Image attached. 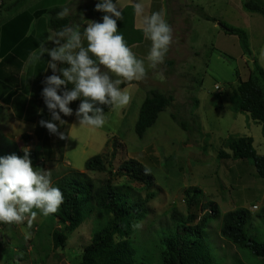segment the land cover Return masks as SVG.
I'll return each instance as SVG.
<instances>
[{
	"label": "rangeland",
	"instance_id": "374dc122",
	"mask_svg": "<svg viewBox=\"0 0 264 264\" xmlns=\"http://www.w3.org/2000/svg\"><path fill=\"white\" fill-rule=\"evenodd\" d=\"M12 1L7 0L6 4ZM125 1L118 2V7ZM129 1L133 3V0ZM242 1H148L150 7L146 8V14L162 12L173 29V41L164 64L156 69L148 68L146 79L135 82L136 86L128 89L131 101L126 107L105 113L107 122L103 128L79 126L75 116L77 101L72 102L69 107L73 109V115L65 117L61 114L66 123L59 125L57 122L60 131L66 135L64 140L49 134L46 128L40 135H33V139L22 140V135L33 133L39 120H51L50 114L42 111V107H47L41 93L45 86L43 81L52 75V71L48 69L50 57L47 54L35 61L30 54L20 53L21 48L26 49L23 41L15 46L23 36L27 22L19 15L26 9L32 13L41 8H68V16H72L68 25L79 26L83 33L88 21L102 22L104 13L95 11L99 0H21L23 8L16 11L15 7L6 11L3 6L0 40L3 46L8 45L1 52L5 57L0 65V157L11 154L22 157L24 154H19L18 150L28 148L37 154L36 159L30 157L33 167L50 171L52 182L73 169L85 172L94 180L107 178L108 174L84 170L85 161L99 154L109 161L111 171L129 159L142 164L154 182L148 191L154 196L145 207V218L136 224L140 227H134L132 231L134 255L142 264L148 263L141 256L147 255L153 244L150 237L158 239L161 230L175 228L172 222L169 223L172 211L186 215L184 190L190 187L199 189L195 200L199 205L213 201L221 211L220 216L236 208L247 209L253 218L247 225L248 233L255 238H264V220L257 217L264 208V179L256 176L251 160L217 157L229 136L252 138L256 153L264 156L262 126L230 102L233 88L248 79L253 61L264 70V18L245 11ZM260 1L264 3V0ZM32 22L29 27H36L38 21L33 26ZM221 22L246 32V50L237 36L221 28ZM41 27L42 24L36 36L42 41L58 31L48 27L47 19L43 29ZM32 40L26 42L34 46L35 41L41 42ZM84 44L87 45L86 40ZM47 46L54 45L49 43ZM129 47L147 67L151 41L143 35L141 42ZM35 53L38 55L37 49ZM216 85L221 92L215 90ZM125 87L127 85H121V88ZM151 90L171 95L173 101L139 139L134 133V124L141 102ZM173 117L186 126V130L177 125ZM45 134L49 148L42 151L47 141V137L42 139ZM113 183L138 189L136 184L117 175L113 177ZM140 196L144 198L145 195ZM197 206L191 211L200 216ZM253 206H257V210H253ZM92 220L85 219L67 239L65 247L56 250L52 247L51 235L57 220L52 215L45 217L38 213L31 228L27 221L0 224V264H7L6 260L12 264H77L78 256L89 241ZM219 227L220 220L211 219L205 229V241L210 246L213 264H236V258L243 264H253V260L242 256L235 246L220 237Z\"/></svg>",
	"mask_w": 264,
	"mask_h": 264
},
{
	"label": "trees",
	"instance_id": "16d2710c",
	"mask_svg": "<svg viewBox=\"0 0 264 264\" xmlns=\"http://www.w3.org/2000/svg\"><path fill=\"white\" fill-rule=\"evenodd\" d=\"M4 7L6 11H11L14 7L15 11L23 8L21 0H14ZM242 7L245 11L262 15L264 18V3L260 0H243ZM62 10L61 7H53L38 10L32 15L20 12L19 17L27 19L22 33L24 34L29 24L35 20V15L36 18L46 16L48 27L54 30L68 26L72 17L57 18V13ZM121 11L123 20L117 21L119 33L124 36L128 46L141 42L143 32L134 27L133 6H125ZM220 26L225 32L237 36L241 46L246 50L247 37L243 29L228 26L222 22ZM32 39L35 38H21L26 49L33 47L31 49L33 50L39 47L37 41H35V46L31 43L30 46L26 42V40L33 42ZM21 49L24 50V48ZM168 65H171V62ZM147 93L138 109L134 124V133L139 139L143 138L147 130L155 125L159 114L165 111L173 101L171 95L158 90H151ZM232 97L230 102L234 103V108L248 114L254 122L260 124L264 133V70L256 61H253V68L248 79L240 81L236 88H233ZM193 101L197 104L196 100ZM80 102L77 100L76 109ZM110 110L104 107L105 113ZM42 111L49 113L45 107H42ZM175 121L177 125L186 130L187 127L179 123V120L175 119ZM44 130L38 122L33 133L22 135V140L33 139V135L36 137ZM46 137L47 141L44 142L42 151L44 148H49L48 135L45 134L42 139ZM223 146L225 148L220 149L217 154L219 159L251 160L256 176L264 179V156L256 153L252 138L229 136L223 142ZM113 152L114 150L112 151L114 157ZM18 153L24 154L19 150ZM35 153L30 152V157L36 159L37 154ZM109 166L111 164L104 155H95L85 161L84 170L91 173L108 174L107 178L94 180L85 172L73 169L70 173L52 182L53 186L58 187L64 196V202L58 212L52 214L57 220V226L51 235L52 247L55 250L64 248L67 239L81 226L83 221L92 218L94 220L90 228L89 241L78 256L77 264H142L136 260L134 255L132 231L134 226L145 218V207L154 196L153 193L148 192L154 185L153 176L134 159L124 161L116 170L111 171ZM115 175L136 184L138 189L125 184H114ZM142 193L145 195L144 198L140 196ZM198 195L199 189L196 187L184 190L185 204L188 209L186 215L182 216L173 210L169 223L172 222L175 228L168 227L166 230H161L158 239L150 237L149 241L153 244L147 255L141 256L148 260L146 264H213L210 246L205 241V229L209 227L211 219L220 220L219 235L223 240L235 246L242 256L253 260V264H264V238H255L256 236H250L253 234L248 233L247 225L253 219L251 213L245 208H236L220 216L221 211L213 201L209 200L199 205L195 201ZM196 205H198V212L201 213L200 216L191 211ZM257 217L264 220V208ZM236 259V264H243L241 259ZM6 261L7 264H12L9 260Z\"/></svg>",
	"mask_w": 264,
	"mask_h": 264
},
{
	"label": "clouds",
	"instance_id": "9594fccd",
	"mask_svg": "<svg viewBox=\"0 0 264 264\" xmlns=\"http://www.w3.org/2000/svg\"><path fill=\"white\" fill-rule=\"evenodd\" d=\"M133 8L138 27L151 41L147 67L119 33L117 21L123 20V14L116 0H99L95 11L104 13L102 22L88 21L83 33L79 26H65L39 43L38 55L33 53L30 58L38 61L45 54L50 57L48 69L52 75L44 79L41 95L51 120L39 121L49 134L66 139L58 123H66L61 114L73 115L69 105L77 100L81 101L75 111L79 126L103 128L107 122L104 107L112 110L126 107L131 101L128 89L146 79L148 68L156 69L164 64L173 41L172 27L162 12L146 14L143 0H133ZM69 13L64 8L57 13V18L63 19ZM49 43L54 46L48 47ZM121 85L127 87L121 88ZM22 151V157L16 154L0 157V224L27 221L31 228L38 213L45 217L57 213L64 196L53 186L50 171L33 167L30 149Z\"/></svg>",
	"mask_w": 264,
	"mask_h": 264
},
{
	"label": "crops",
	"instance_id": "0c3cea01",
	"mask_svg": "<svg viewBox=\"0 0 264 264\" xmlns=\"http://www.w3.org/2000/svg\"><path fill=\"white\" fill-rule=\"evenodd\" d=\"M121 1H124V0H116V2L118 3H121ZM148 1H150L151 2V0H143V2H144V4H145V6H146V8L147 7H150V5H149V3H148ZM113 2H115V0H113ZM7 3V0H0V4L2 5H0V14L1 13H5V12H3L1 9H2V7L5 5ZM125 7V6H133V3H131L129 0H126L122 5H121V7H119L121 10H122V7ZM42 9V8H41ZM41 9H35L34 10V12H32V13H29L28 11V9H24L25 10V12L24 13H27V14H35L36 13V11H38V10H41ZM28 10V11H27ZM35 17V20L32 22V26H33V24L35 23V22H37V24H36V27H34V28H30L29 26H30V24H29V26H28V29H27V31L26 32H24V34H23V36L21 37V38H35L36 40H38V41H42V38H41V40H40V38H39V36H36V31H37V33H38V31H39V28H40V24H42V27H41V29H43V26H44V22L46 23V19H43V16L42 17H40V18H36V15L34 16ZM70 17H72V16H70ZM138 22H139V20H138V18H137V16H136V14H135V16H134V27H135V29L137 28V29H139L140 30V28L138 27ZM68 26H70V25H68ZM39 34V33H38ZM21 38L18 40V41H16V44H15V46H17V45H19L20 43H21ZM16 40V39H15ZM8 45V43L5 45V46H3V43H1V40H0V65L4 62V57H5V55H3L1 52H2V50L6 47ZM31 45H32V43H31ZM11 46V44L9 45V47ZM33 47H29L28 49H24L23 51H21L20 53H22V54H30L31 56H32V54L33 53H35V51H36V48H34L33 50H31ZM31 50V52H29ZM64 66H66V65H60V67H64Z\"/></svg>",
	"mask_w": 264,
	"mask_h": 264
},
{
	"label": "built area",
	"instance_id": "2783aa9c",
	"mask_svg": "<svg viewBox=\"0 0 264 264\" xmlns=\"http://www.w3.org/2000/svg\"><path fill=\"white\" fill-rule=\"evenodd\" d=\"M215 90H217L218 92H220V87L219 86H215ZM253 209H257V206H253Z\"/></svg>",
	"mask_w": 264,
	"mask_h": 264
}]
</instances>
